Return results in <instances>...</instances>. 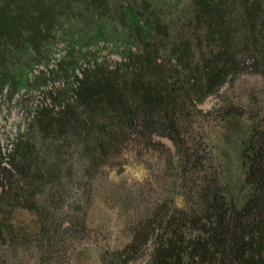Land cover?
Listing matches in <instances>:
<instances>
[{
    "label": "trees",
    "instance_id": "1",
    "mask_svg": "<svg viewBox=\"0 0 264 264\" xmlns=\"http://www.w3.org/2000/svg\"><path fill=\"white\" fill-rule=\"evenodd\" d=\"M70 25L82 26L78 39ZM104 29L120 61L90 51ZM60 39L69 52L57 61ZM245 74L264 79V0H0V116L24 113L12 138L0 134V217L29 210L49 249L68 230L60 216L77 222L66 191L134 145L162 154L184 205L145 208L102 264H264V110L221 94ZM212 97L220 106L202 110ZM238 118L250 122L241 206L226 195L208 125ZM11 228L0 239L14 244Z\"/></svg>",
    "mask_w": 264,
    "mask_h": 264
},
{
    "label": "rangeland",
    "instance_id": "2",
    "mask_svg": "<svg viewBox=\"0 0 264 264\" xmlns=\"http://www.w3.org/2000/svg\"><path fill=\"white\" fill-rule=\"evenodd\" d=\"M64 28L74 30L71 32L73 39L81 36L80 25ZM104 31L109 36H99L90 51L100 50L101 59L120 61L121 55L117 51L121 50L120 42L110 36V30ZM94 32L86 29L85 37H95ZM52 49L54 59L59 61L69 52V43L60 39ZM56 85L62 84L57 82ZM221 94L226 95L232 104L244 108L249 105L248 110H264V79L258 75L240 76L232 87H224ZM251 97L255 99L253 108ZM217 106H220L219 99L212 97L200 108L211 111ZM208 125L224 175L226 195L241 206L249 194L245 148L250 122L246 118H238L226 123L215 120ZM18 127H24V113L19 108H13L9 116H0V134L3 137L12 138ZM161 142L172 149L167 139H161ZM83 182L81 189L72 187L66 191L71 197L70 201H66V206L69 207L73 201L79 205V211L74 216L76 224L71 227L69 221L60 216L56 225L68 230H57L49 249H39L35 237L40 226L32 212L15 209L7 217L1 216L0 226H4V229L12 227L17 241L14 244L8 241L11 239L8 234L4 235L5 241L0 239V264H102L100 256L104 251L122 250L131 242L132 223L145 208L163 203L180 208L184 205L178 187H170V174L164 168L162 154L134 145L124 148L111 164L103 165ZM84 218L85 225L81 226Z\"/></svg>",
    "mask_w": 264,
    "mask_h": 264
}]
</instances>
